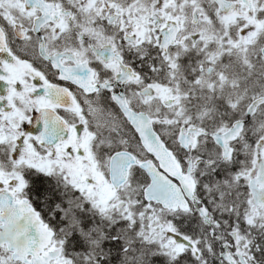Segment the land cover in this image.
<instances>
[{
  "label": "snow or ice",
  "instance_id": "1",
  "mask_svg": "<svg viewBox=\"0 0 264 264\" xmlns=\"http://www.w3.org/2000/svg\"><path fill=\"white\" fill-rule=\"evenodd\" d=\"M0 264H264V0H0Z\"/></svg>",
  "mask_w": 264,
  "mask_h": 264
}]
</instances>
